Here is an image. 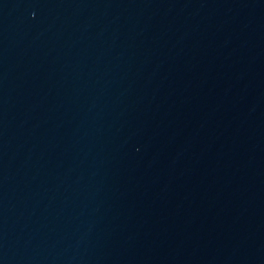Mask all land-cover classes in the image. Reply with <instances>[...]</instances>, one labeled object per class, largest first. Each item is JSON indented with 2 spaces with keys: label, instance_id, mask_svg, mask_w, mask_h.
Listing matches in <instances>:
<instances>
[{
  "label": "water",
  "instance_id": "1",
  "mask_svg": "<svg viewBox=\"0 0 264 264\" xmlns=\"http://www.w3.org/2000/svg\"><path fill=\"white\" fill-rule=\"evenodd\" d=\"M0 264H264V0H0Z\"/></svg>",
  "mask_w": 264,
  "mask_h": 264
}]
</instances>
